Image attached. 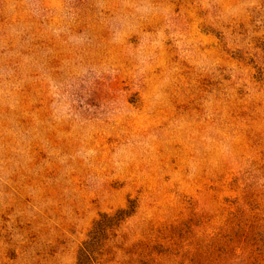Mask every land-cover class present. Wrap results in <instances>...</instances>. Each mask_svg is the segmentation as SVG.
Returning <instances> with one entry per match:
<instances>
[{
    "label": "rangeland",
    "instance_id": "1",
    "mask_svg": "<svg viewBox=\"0 0 264 264\" xmlns=\"http://www.w3.org/2000/svg\"><path fill=\"white\" fill-rule=\"evenodd\" d=\"M264 264V0H0V264Z\"/></svg>",
    "mask_w": 264,
    "mask_h": 264
},
{
    "label": "trees",
    "instance_id": "2",
    "mask_svg": "<svg viewBox=\"0 0 264 264\" xmlns=\"http://www.w3.org/2000/svg\"><path fill=\"white\" fill-rule=\"evenodd\" d=\"M135 211L136 202L130 199L125 207L99 214L77 249L75 264H99L109 240Z\"/></svg>",
    "mask_w": 264,
    "mask_h": 264
}]
</instances>
